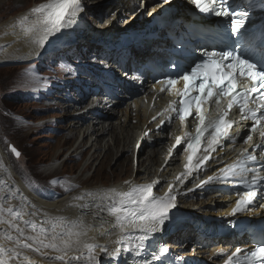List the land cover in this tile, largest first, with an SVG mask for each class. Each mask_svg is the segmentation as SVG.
Segmentation results:
<instances>
[{
  "label": "bare ground",
  "instance_id": "1",
  "mask_svg": "<svg viewBox=\"0 0 264 264\" xmlns=\"http://www.w3.org/2000/svg\"><path fill=\"white\" fill-rule=\"evenodd\" d=\"M81 2L83 11L79 13L76 24L64 29L61 34L70 35L73 28L80 26L77 30L79 35L75 47L79 50L78 53L83 54V51L88 49L85 55L96 56L101 59L100 64L105 65L106 60L110 61L107 67H103L104 75L99 77L100 81L107 82L106 91L109 97L101 98L100 96L97 101H91L86 105L82 109V114L75 113L77 119L72 126L79 135L74 148L67 156L74 161L83 156L87 148L92 147L94 152L83 166H79L78 175L71 177L72 192L52 201H45L31 194L22 181L17 179L12 167L4 163L5 155L0 148V163L7 166V169L2 166L7 178L0 174V181H3L0 184L3 189L1 195H5L4 190H6L9 197L11 196L9 203L3 204L4 201L0 200V209L4 210L0 212V217L4 216L0 221V245L6 249H14L16 256L15 259H9L8 264H29V262L31 264H66L69 261L70 264H90L87 249L83 248L82 244L64 252L42 249L40 253H37L32 249L23 248L24 243H32L27 239L29 237L26 234L27 231L37 236L40 228L45 229L41 238L49 242L53 236H56L55 242L58 246L61 240L69 239L68 233L72 234L71 239L73 240L77 239L76 233H81L79 240L82 243L106 245L108 251L119 247L115 241L121 238L125 244H139L138 237L144 233L131 225L130 218L125 222L126 230L121 232L116 226L115 215L110 209L114 205L120 206V193H125L134 185L142 186L152 184L154 181L156 182L153 184L155 185L154 195L160 197L171 191L176 197V207L173 211L183 217L182 224L178 220L172 221V229L175 230L172 236H165L169 234H165L166 227L159 230L162 243L168 245L173 254L187 259L195 257L208 264H222L235 249H252L246 236L238 238L237 235L231 233L224 235L218 233L211 236L207 231L211 225L216 227L230 220H243L246 224L250 221L264 220V209L259 207L264 203V195L259 191L255 203L249 205L245 212L230 215L235 202L242 198L243 193L249 190V186L253 185V176L264 178V170L260 167L261 160L264 158L263 144L257 137H253L247 143L244 142L247 123L241 119L239 109L228 111L225 117L226 120L232 122V127L224 143L214 153L208 154L210 158L200 164L199 168L183 174L177 154L168 162L166 157L177 137L182 136L184 132L188 136L192 135L195 122L188 121L183 130H180L178 124L169 121L160 127L164 121L165 110L174 103V97L165 95L161 85L151 84L149 79L126 78L124 72V78H126L124 82L113 80L112 75V73L120 72L122 68L130 71L131 66L144 57H149L151 53L158 54L159 50L169 45V37L178 36L184 31V24H205L207 22L204 19L195 21L192 10L182 1L169 0L165 3L164 0H81ZM138 2L144 5L139 7ZM0 4L5 6L6 1L2 0ZM11 5L19 6L20 1ZM39 5L35 3L31 8L0 22V63L32 61L37 59L47 46L50 50H55L67 45V40L62 41L65 39L62 38L59 39L56 47L58 38L53 36L50 42H46L45 46L41 47L33 42L39 38V33L25 31L37 21L39 14L33 13L31 9ZM135 6L138 7L135 8ZM143 8L144 11L147 10L146 14L149 18L159 10L168 9L163 15L162 26L155 28L153 38L148 44L140 48L125 47L117 42L107 44L108 31H118L117 27L132 25L133 20L140 14L143 15ZM102 13L105 15L104 21L91 26L93 28L87 26L86 19L88 18L85 19V16L95 14L98 19ZM53 44L55 46L51 49ZM69 48L70 46L66 49ZM64 52H69V50H64ZM122 93L129 97L135 94V98L125 103L123 110L116 111L117 97ZM217 109L211 111L212 116L220 115ZM116 115H121L120 119L117 122H110L111 117ZM113 128L115 135L112 136L110 130ZM84 137L87 139L81 146L80 140ZM77 147L80 150H77ZM144 149L146 153L142 156L141 152ZM245 150H248V154L257 157L255 163L248 162L247 167L250 171L244 173L238 168L237 171H241V175L202 183L208 181L209 177H220L221 169L238 165L243 159L242 153ZM122 157H125L123 161H119ZM95 159L102 166H96L93 174L86 176L85 174ZM112 160H115L112 166H103L107 162L111 163ZM55 163L52 161L46 168L47 174L57 173ZM69 167L75 169L74 166ZM97 178L113 180V182L94 185L90 183ZM80 185L81 187L77 188ZM193 188H196L194 192L184 194ZM16 197L22 202L17 204L12 201ZM8 208L13 209L15 215L9 214ZM25 221L30 223L26 224ZM33 225L36 226L35 231H33ZM17 228L21 229V232H17ZM200 231L204 232L201 234ZM154 239V233L148 236V239L144 241L145 249ZM180 240L184 242L182 246H178ZM208 246L211 247L208 248ZM33 247L36 245L34 244ZM94 251L99 264H107L110 260L112 264H125L123 261L117 262L116 257L113 260L106 253H102L99 247ZM130 255L134 259L140 257L135 255V251L130 252ZM56 256H63V259L57 260ZM73 257H79V259H73Z\"/></svg>",
  "mask_w": 264,
  "mask_h": 264
},
{
  "label": "snow or ice",
  "instance_id": "2",
  "mask_svg": "<svg viewBox=\"0 0 264 264\" xmlns=\"http://www.w3.org/2000/svg\"><path fill=\"white\" fill-rule=\"evenodd\" d=\"M164 2L168 3L169 0H164ZM261 2L264 3V0H261ZM190 3L195 6V9L200 14L214 15L215 17H222L226 21H229L225 25V28H230L231 36L238 37L235 43L242 46H254L256 53L264 60V27L259 30L254 27L250 29L247 23L251 19L250 13L251 9L255 7V0H253V3L246 5L233 3V0H190ZM31 11L39 14V16L32 27L25 29V31L38 32L39 38L33 42L43 47L46 42H50L51 37L76 24L79 13L83 11V4L81 0H47L46 3L32 8ZM205 55L209 57L208 60L191 66L190 70L185 69L182 74L178 73L177 77H168L163 81L169 91L176 85L178 79H182L184 82L183 90L177 89V94L181 99L178 109H174L180 122L184 123L187 121L189 117L193 116V113L199 118L196 135L194 138H190L185 148V151L189 153L187 156L189 163L196 157L201 137L205 132L211 130V138L208 141L205 152L214 151L216 145H219L224 139L228 138V130L232 127V122L226 120L225 117L228 115V110L232 109L234 105L239 106V111L242 114L250 112L253 117H256L253 130H255L256 125H260L264 129V111H261L257 117L256 111L248 107L250 102L255 104L257 103V99H259V109L264 110V95L259 92L260 89H264V63L254 61L248 55L235 50L213 51L205 53ZM157 83H160V81H157ZM221 98H227V110L219 107L221 105ZM213 101L218 106L217 110L220 115L216 118L206 119L205 113L207 108L204 106L209 105ZM244 118L248 117L245 116ZM260 135L264 137V130L260 132ZM250 140H252L251 135L247 136L244 142L247 143ZM176 144H181V138L177 137ZM11 152L16 157L21 155L15 147H11ZM242 156L243 159L240 160L238 165L221 169L220 177H209L208 181H203L202 183H207L214 179H227L232 176L241 175V171L244 173L250 171L247 164L248 162L255 163L257 157L248 154V150H245ZM209 158V155L197 157L199 163L195 167L199 168L200 164H203ZM185 167L188 168L189 165H185ZM238 168L241 171H237ZM261 179L264 178L253 176V185L259 183ZM2 183L3 181H0V184ZM155 183L154 181L152 184L134 187L129 192L120 193V206L114 205L110 209L111 213L115 215L116 226L120 228L121 232L126 230L125 222L130 218L131 225L144 233V235L138 237L140 242L137 245L125 244L123 238H121L115 241L119 247L113 251H108L106 245L100 246L86 242L82 243L79 240L81 233L75 234L77 237L75 240L71 239L72 234L68 233L69 239L61 240L58 246L55 242L56 236H53L51 241L45 242V239L41 238L45 229L40 228L37 236L27 238L32 243H24L22 247L32 249L37 253H40L42 249L64 252L67 249L82 244V247L87 249L90 264L92 262L99 264L94 251L97 247L100 248L102 253H106L113 260L121 251L129 253L135 251V255L138 257L145 250L144 241L148 239L149 235L160 230L159 226L169 219L171 210L176 207V197L171 191L166 192L160 197L152 195L153 184ZM257 195L258 190L254 186L243 193L242 198L235 202V207L232 208L230 215H235L245 210L247 206L254 204ZM259 207L264 209V203L260 204ZM2 211L4 210L0 209V212ZM7 211L15 215L13 209L8 208ZM24 223L30 222L25 221ZM16 230L17 232H21L19 228ZM35 230L36 226L33 225V231ZM8 239H11V237H8ZM34 244L36 247H33ZM167 251V248H160L158 252L152 253L151 260L145 259L142 264H152V261L160 260L161 256ZM240 252L241 250L237 248L227 257L224 264H241L237 259V255ZM14 253V249H6L0 245V264H8L9 259H15ZM43 254L47 255L46 253ZM55 259L61 260L63 256H56ZM73 259H79V257H73ZM244 259L247 264H264V246L244 253ZM66 264H70V261L66 262ZM107 264H112V260L108 261ZM133 264H141V262L134 259Z\"/></svg>",
  "mask_w": 264,
  "mask_h": 264
},
{
  "label": "rangeland",
  "instance_id": "3",
  "mask_svg": "<svg viewBox=\"0 0 264 264\" xmlns=\"http://www.w3.org/2000/svg\"><path fill=\"white\" fill-rule=\"evenodd\" d=\"M1 1L2 0H0V2ZM5 1V6H2L3 4H0V22L6 21L10 16H14L22 11L31 8V6L35 3L42 4L47 0ZM16 1H20L19 6L11 5ZM143 5L144 4L142 2H138L139 7H142ZM138 6H135V8H137ZM161 11L162 10H159L158 12ZM142 12L143 15L140 14L135 20H133L132 25L123 28L117 27L118 31L116 32L126 31L129 28L133 27L136 22L141 24L150 19L149 17H147V10L144 11L143 8ZM96 18L97 17L95 14L85 16L87 26L93 28L91 26L104 21L105 15L102 13L100 15V18ZM65 40L66 39L62 41ZM59 41L57 42L56 47ZM54 52H56L55 54L57 55V49H55ZM83 52V54L77 53V56L79 55L84 59V64L93 73H95V76H97L98 78L103 76V67H107L110 61L106 60L105 62L107 64L102 65L99 63L101 59L97 58L96 56L90 57V54L85 55V50ZM50 54V47L47 46L43 49V52L37 58L40 59V63L35 61L36 59L28 62L0 63V148L3 155H5V160L3 161L6 165H10L12 167L17 176V179L22 181L24 185L26 183L31 189L32 193L40 194L44 198L49 195V192L56 193L57 197L72 192L71 177L78 175L80 171L79 166H83L85 161L94 152L92 147L87 148L85 154L75 159L74 161L70 160L69 156H67L70 153V150L74 148L75 142L77 141L79 135V133L76 132L77 130H74L72 126V123L77 119L75 113L80 112L82 114V109L90 102L80 108L76 106L77 101L75 98L65 103V105L62 104L61 101L64 97L63 94L55 97L53 100L42 99L40 101H34L30 97V94L32 93H28L31 92L30 90L40 87V78L42 75L49 76L50 81L54 80L55 78H64V74L62 75L58 70L59 68H57V64L55 62L56 55L54 54L51 57L52 60H50ZM92 54L93 53L91 52V55ZM92 61L95 63H93ZM33 64L37 65V68L35 70H32ZM72 64L77 65L76 62ZM112 74L115 81H117V79L119 81L124 80V74H122L121 72ZM80 80L84 81L83 79ZM91 82L94 83L93 79L91 80ZM81 87L83 88L84 84H82ZM35 93L37 94L38 92ZM133 95H131L130 97L124 95L123 93L118 95L119 97H117L115 110H123L125 103H128L133 98H135V94ZM99 97L100 96H98L97 98ZM97 98L95 99L96 101ZM119 116L121 115L111 117L110 122H117L120 119ZM110 131V134L112 133V136L115 135L114 128ZM85 139L87 138L84 137L80 140L81 146L83 145V143L85 144ZM9 146L15 147L21 155L19 157H16V155L11 152V147ZM77 150H80V148L77 147ZM57 153L59 154L57 155ZM145 153L146 149L141 152V155L144 156ZM56 155L57 157L55 158ZM125 157H127V155H125ZM125 157H122L119 161H123ZM52 161L56 162L55 164L57 165V173L47 174L46 168H48ZM114 163L115 160H112L111 163L107 162V164L103 166H112ZM6 165L0 163V174L4 175V178L7 177L3 173L4 169L2 166L6 168ZM69 166H74L75 169ZM96 166H102L99 164V161L97 159L92 162L85 175H92ZM52 179L55 181H53ZM111 182H113V180H100L97 178L90 183L94 185L100 183L108 184ZM35 185L37 186V188ZM33 186L35 187L33 188ZM25 187L29 190L26 185ZM80 187L81 185L77 188ZM41 191L43 192V195ZM4 192L5 195L2 196L0 190V200L4 201V203L2 202L3 204L9 203V201L11 200V196L9 197L6 190H4ZM4 196H6L7 198L5 197L4 199H1ZM12 201L17 202V204H19L20 201L22 202V200L17 197ZM24 204L25 203H23V205ZM3 218L4 216H1L0 221H2ZM26 234L29 237L33 236V233L31 234L30 231H27ZM182 244H184V242L180 240L178 246H182ZM210 247L211 246H209L208 248Z\"/></svg>",
  "mask_w": 264,
  "mask_h": 264
}]
</instances>
